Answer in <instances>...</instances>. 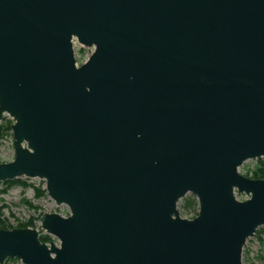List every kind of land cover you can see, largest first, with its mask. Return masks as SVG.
I'll return each mask as SVG.
<instances>
[{
    "label": "water",
    "instance_id": "95a60500",
    "mask_svg": "<svg viewBox=\"0 0 264 264\" xmlns=\"http://www.w3.org/2000/svg\"><path fill=\"white\" fill-rule=\"evenodd\" d=\"M4 115L0 183L43 180L69 215L39 219L58 246L0 229V264H242L264 227L240 170L264 160V0H0Z\"/></svg>",
    "mask_w": 264,
    "mask_h": 264
},
{
    "label": "rangeland",
    "instance_id": "374dc122",
    "mask_svg": "<svg viewBox=\"0 0 264 264\" xmlns=\"http://www.w3.org/2000/svg\"><path fill=\"white\" fill-rule=\"evenodd\" d=\"M74 44L79 63L82 64L91 55L93 48L82 47L76 42ZM12 123L11 118L7 115L3 116V125H11ZM5 126L0 134V160H13L12 133L11 129L7 130ZM263 163V159L249 160L243 163L240 170L243 175L250 176L251 170L254 167L263 166ZM192 196L190 193L186 194L177 206L184 215V201L191 199ZM0 212L2 214L1 218L9 226L31 223V227L38 231L39 239H44L45 244L52 242L55 246L59 245V241L41 229L39 219L45 213H55L62 217L69 215V209L66 205L57 206L47 196L43 180L24 177L0 183ZM241 261L242 264H264V227L258 228L255 235L247 239L243 246ZM2 264H21V262L17 259H7Z\"/></svg>",
    "mask_w": 264,
    "mask_h": 264
},
{
    "label": "trees",
    "instance_id": "16d2710c",
    "mask_svg": "<svg viewBox=\"0 0 264 264\" xmlns=\"http://www.w3.org/2000/svg\"><path fill=\"white\" fill-rule=\"evenodd\" d=\"M5 125L0 124V134L1 130L3 129ZM11 125L7 124L5 128L7 130H10ZM246 176V175H244ZM248 177V176H246ZM252 179H264V163L263 166L257 167L252 171V174L249 176ZM37 194L39 195V192L37 191ZM183 209L185 211V216L188 219H192L197 215L198 205L197 201L194 196H192L191 199L184 201ZM2 214L0 212V229L1 230H10L13 228H28L31 227V223H25V224H17L15 227H11L8 225V223L1 218ZM42 243H46V241L42 238L39 239Z\"/></svg>",
    "mask_w": 264,
    "mask_h": 264
},
{
    "label": "built area",
    "instance_id": "2783aa9c",
    "mask_svg": "<svg viewBox=\"0 0 264 264\" xmlns=\"http://www.w3.org/2000/svg\"><path fill=\"white\" fill-rule=\"evenodd\" d=\"M74 43H75V41H74ZM255 160V159H254ZM249 161V160H248ZM243 165V164H242ZM255 169V167L251 170V172H250V175L252 174V171Z\"/></svg>",
    "mask_w": 264,
    "mask_h": 264
}]
</instances>
